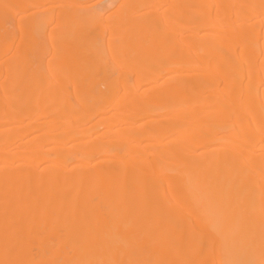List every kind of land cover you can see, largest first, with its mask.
I'll use <instances>...</instances> for the list:
<instances>
[{
    "label": "bare ground",
    "instance_id": "6f19581e",
    "mask_svg": "<svg viewBox=\"0 0 264 264\" xmlns=\"http://www.w3.org/2000/svg\"><path fill=\"white\" fill-rule=\"evenodd\" d=\"M86 1L0 0V264H264V0H127L112 67Z\"/></svg>",
    "mask_w": 264,
    "mask_h": 264
},
{
    "label": "rangeland",
    "instance_id": "374dc122",
    "mask_svg": "<svg viewBox=\"0 0 264 264\" xmlns=\"http://www.w3.org/2000/svg\"><path fill=\"white\" fill-rule=\"evenodd\" d=\"M86 5H92L91 8L87 9V11H90V13H97V14H102L105 18H106V22L103 25V27H100L97 31H96V37L99 38L100 36L104 37L105 39V46L103 52L101 51V55L105 58H103L104 60H106L107 63V67H112V62L114 59H119V30L117 28V24H118V20L123 16V14L125 13V11L127 9H130V5L132 4L131 2H128L127 0H88L85 3ZM155 10L157 9V13H153V16L156 15H160L162 17V20L160 22V26L162 28V31L157 32L156 36H161L163 35V30H167L165 27L167 26L166 23H169V18H170V11L168 6L160 4L159 1H155V3L151 4V5H147L144 7H138V11H136L138 14H144L147 15L148 13H150V10ZM36 10L35 8H27V11L25 12H21L18 11L19 13H16L18 18H28L31 17V15H28L30 12ZM19 26L18 21L16 22L15 25V30L11 29L12 32H17V27ZM55 26V23H53V25L51 26V28ZM19 30V29H18ZM256 33V32H255ZM212 42L213 40L216 39V37H211ZM42 40V41H41ZM37 42H42L39 43L37 45V47H35V51L42 55V54H46V58L49 62L46 63L45 67L47 68H42V71H44L48 77L49 75H52L53 73L56 72V59L54 58V54H53V44L50 42H47V40L44 39V37H39ZM33 42V43H35ZM211 42V41H210ZM211 42V43H212ZM209 43V44H211ZM84 53H88V51H83ZM156 50L154 52H152L153 56L156 54ZM98 58V57H97ZM106 68L105 66L102 67V69ZM172 74L171 73H164L162 74V76L157 79V80H153L152 82H157V83H162L163 81H165L167 78H169ZM118 76H121V74H118ZM138 78V76H134L132 81H135ZM121 78L116 77L113 80V84L117 85L118 84V80H120ZM102 87V86H101ZM49 95V92H42L41 96L46 97ZM118 105L115 104L114 107H117ZM105 108H109V106L105 107ZM104 108V109H105ZM187 221V220H186ZM185 221V222H186ZM216 262L214 264H220V262L218 261L219 257L216 255L215 257Z\"/></svg>",
    "mask_w": 264,
    "mask_h": 264
}]
</instances>
